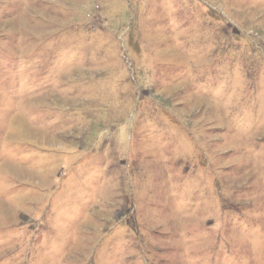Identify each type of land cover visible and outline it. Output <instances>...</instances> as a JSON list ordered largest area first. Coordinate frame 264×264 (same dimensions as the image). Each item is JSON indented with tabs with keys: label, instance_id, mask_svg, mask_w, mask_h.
Listing matches in <instances>:
<instances>
[{
	"label": "rangeland",
	"instance_id": "1",
	"mask_svg": "<svg viewBox=\"0 0 264 264\" xmlns=\"http://www.w3.org/2000/svg\"><path fill=\"white\" fill-rule=\"evenodd\" d=\"M0 264H264V0H0Z\"/></svg>",
	"mask_w": 264,
	"mask_h": 264
},
{
	"label": "trees",
	"instance_id": "2",
	"mask_svg": "<svg viewBox=\"0 0 264 264\" xmlns=\"http://www.w3.org/2000/svg\"><path fill=\"white\" fill-rule=\"evenodd\" d=\"M228 212H234V209L231 208L230 210H228ZM234 213H235V212H234Z\"/></svg>",
	"mask_w": 264,
	"mask_h": 264
}]
</instances>
